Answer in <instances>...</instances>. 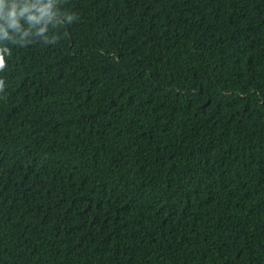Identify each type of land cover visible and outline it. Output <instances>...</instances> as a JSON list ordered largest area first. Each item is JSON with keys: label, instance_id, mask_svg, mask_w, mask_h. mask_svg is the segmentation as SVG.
<instances>
[{"label": "trees", "instance_id": "16d2710c", "mask_svg": "<svg viewBox=\"0 0 264 264\" xmlns=\"http://www.w3.org/2000/svg\"><path fill=\"white\" fill-rule=\"evenodd\" d=\"M13 2L0 264H264V0Z\"/></svg>", "mask_w": 264, "mask_h": 264}, {"label": "clouds", "instance_id": "9594fccd", "mask_svg": "<svg viewBox=\"0 0 264 264\" xmlns=\"http://www.w3.org/2000/svg\"><path fill=\"white\" fill-rule=\"evenodd\" d=\"M3 4V0H0V7H2ZM27 9H21L19 12L17 11V5L15 2H13L11 4V6L7 9L6 12H0V15L5 16L8 21H9V26L10 27H15L16 26V20L18 18L19 15H23L24 12H26ZM29 19H33V17L29 16ZM69 20H72L73 17L71 15H69L68 17ZM5 60H4V56L0 55V70H3L5 68ZM2 84L3 82L0 81V88H2Z\"/></svg>", "mask_w": 264, "mask_h": 264}]
</instances>
